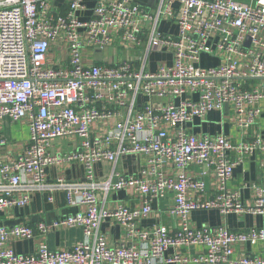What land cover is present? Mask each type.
Listing matches in <instances>:
<instances>
[{"label": "built area", "instance_id": "1", "mask_svg": "<svg viewBox=\"0 0 264 264\" xmlns=\"http://www.w3.org/2000/svg\"><path fill=\"white\" fill-rule=\"evenodd\" d=\"M52 1L0 0V122L27 119L30 129L28 154L8 161L1 157L8 141L0 129V212L26 206L33 192L56 190L66 193L69 204L79 196L84 209L36 228L0 225V264H158L168 249L190 246L204 252H177L167 262L264 264L261 254L236 256L237 245L264 241V228L192 227L188 219L209 209L264 215V186L252 184L251 205L228 187L243 157L264 149L262 139L234 144L224 134H195L188 127L226 104L246 115L241 128L257 122L264 99V0H156L153 11L136 0H97L88 19L79 16L85 0H69L65 13ZM167 18L176 19L178 34L159 31ZM112 46L134 48L136 55L114 64L90 59L96 49ZM153 51L171 52L172 62L150 69ZM205 55L219 62L204 66ZM56 138L77 139V147L51 152ZM128 154L142 160L137 173L113 168L105 180L96 178L97 162L115 165ZM74 162L84 164L83 181L58 176L48 182L46 168ZM167 163L179 173L167 175ZM205 163L216 178V193L208 198L205 180L187 173ZM128 188L145 196L143 206L107 205L112 192ZM168 193L174 194L169 211L179 225L142 228L151 202ZM107 218L125 230L115 246L100 230ZM59 228H81L84 239L54 250L44 241L27 254L11 246V240Z\"/></svg>", "mask_w": 264, "mask_h": 264}, {"label": "crops", "instance_id": "2", "mask_svg": "<svg viewBox=\"0 0 264 264\" xmlns=\"http://www.w3.org/2000/svg\"><path fill=\"white\" fill-rule=\"evenodd\" d=\"M146 10L153 11L156 8V0H136ZM97 0H85V8L79 11L82 19H88L93 15V9ZM52 7L62 13L67 12L69 0H53ZM174 8L179 9V4ZM179 13V12H178ZM158 29L164 34H178L179 27L176 19H164L160 22ZM136 55L134 48H123L112 46L105 51L96 49L91 60L97 63L106 61L108 63H117L120 59H132ZM172 53L169 51H153L149 58L150 69L155 70L161 61L172 62ZM219 59L202 56V64L214 65ZM262 113L257 122L248 129L239 126V119L246 118V115H240L232 106L226 104L221 110H213L204 118H196L188 125L195 134H224L229 137L234 144L251 142L259 136L264 142V99L260 102ZM0 129L5 135L8 144L1 151V157L4 161L11 160L17 156L27 155V147L30 139V129L27 119L18 122H12L5 118L0 122ZM77 147V139L74 138H56L51 142L50 151H71ZM233 160L238 158L237 152H231ZM142 160L136 154L121 156L115 165L108 161H101L95 164V176L98 180H105L111 170L115 168L118 173L132 174L137 173L141 167ZM167 175L175 176L179 171L171 163H167L165 168ZM190 175L202 177L206 183L205 198L213 197L216 193L215 175L212 166L208 163L203 165L190 166L187 170ZM58 176H63L69 181H83L85 179L84 164L74 162L72 164L60 166L53 165L46 168V178L48 182H54ZM26 178H32L31 174H26ZM264 186V149L257 148L252 153L246 154L243 161L238 163L234 169L233 178L229 181L228 187L232 190H240L241 200L246 205H251L254 201V191L252 184ZM190 195L194 193L190 192ZM100 197L103 193L100 192ZM76 203L69 204L66 193L62 190L53 192H33L30 203L24 207H13L0 212V225L10 227L18 224H27L36 228L41 222H51L58 217H64L75 214L84 209L79 203L80 197L76 196ZM175 202L174 194L168 193L162 198L154 199L151 202L152 212L146 218L140 220L142 228H150L156 224H164L174 228L180 223V218L173 216L170 209ZM145 203V196L138 193L134 188L123 189L112 192L108 197V206L123 204L131 207H141ZM189 223L192 227H219L225 226L231 230L248 231L251 229L264 228V215H255L250 212L236 213L231 212L223 214L218 209L199 210L190 213ZM36 230V229H35ZM100 230L105 233L111 246H115L125 238L124 227L111 218L103 220ZM84 239V233L81 228H59L43 235L36 231L31 239L11 240V246L17 253H33L38 249L41 242L46 241L49 248L66 249ZM185 254L188 257L198 256L204 252L201 246H190L185 248H170L166 251L165 260L158 264H185L167 262L175 253ZM264 256V241L256 244L247 243L236 246V256L255 255Z\"/></svg>", "mask_w": 264, "mask_h": 264}]
</instances>
